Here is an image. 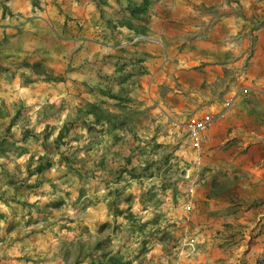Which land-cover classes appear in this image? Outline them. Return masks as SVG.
Returning <instances> with one entry per match:
<instances>
[{
  "label": "crops",
  "instance_id": "crops-1",
  "mask_svg": "<svg viewBox=\"0 0 264 264\" xmlns=\"http://www.w3.org/2000/svg\"><path fill=\"white\" fill-rule=\"evenodd\" d=\"M0 2L6 5L5 13L7 15L11 11L7 5H22L24 0H0ZM75 2L80 6L81 14L75 23L65 25L64 35H60L55 25L49 23L35 38L19 33L11 36L5 35L4 39L0 41V66L10 69L5 74H0V98L4 105L8 101H12L14 107L13 113L2 109V114L10 116L8 124L9 126L11 123L13 124L12 130L15 133L11 139L12 150L0 156L3 158V161H0V184L7 183L10 188L14 189L15 194L9 196L7 192H0V200L20 206L12 207L10 213H0V220L7 221L4 231L12 232L20 226L21 221H25V216H27L25 227L32 228V231L28 233L27 237H21V241L29 237L46 235L49 228H55L54 218L67 203L64 196H56L55 199L43 203L37 201L35 204H30L27 199H19L22 196L39 193L44 185L38 189L28 190L21 186L25 178H21L8 168V164L13 162L14 158L29 152L33 153L31 158H34V163H37L36 154L42 149L41 142L36 141L32 136L42 133H38L35 126H29L32 125L33 118H36L37 125L46 123V128L53 132L57 127L60 113L69 106L70 101L67 99L59 106L49 103L47 98L41 103L45 87L62 86L68 83V78L65 75L58 74V72L64 71L63 63L57 61L55 65L57 69L52 71H48L46 68V64L53 61L55 52L62 48L73 64H80L79 70L85 72L88 77L83 86L75 89V96L80 99L82 106L76 108L71 119L63 125V127L68 126L75 131L78 135L76 140L82 138L81 127H86L89 134V143L70 154L76 160L74 165L76 173H74L82 182V186L78 189V198L73 202L72 207L81 213L85 212L89 206H93L99 217L105 211L102 207L104 199L107 196L113 197L106 206L109 213L128 212L136 220L128 229V239L132 238L136 230L140 231L139 228L146 237L139 249V255L134 257L140 260V264H146V257L140 259V255L142 254L141 257H143L149 251L147 243L154 242L157 237L163 239L160 236L162 229L156 225L166 219V212L162 210L166 203L171 205L170 211H173L177 217L185 213L193 214V220L197 222L196 226L200 227L209 247L204 253H201L198 264H264V140L244 138L243 148L238 154L231 150L233 145H239L242 140L239 136H231L237 125L245 132H249L250 135L253 132L256 136L260 135L254 128L253 122L247 119L250 115L247 111L241 114L233 107L231 114L227 115L226 119L209 129L207 133L209 143L205 147V152L213 160L218 159L225 165L217 169L215 174L204 179V172H211V168H205L195 185H185V190H174L172 186L169 188L164 183L159 186L153 184L151 187H159V190L149 188L147 192L141 194L144 206L153 205L154 207V217L145 225H139V220L142 217L137 219V216L131 213L130 207H121V205H131L137 198L136 192L129 191L133 187V181H137L143 186L146 179L150 180L158 175H163L164 169L170 165L169 161L168 163L163 161L161 167L156 168L155 171L150 169L147 172L144 171V168L154 161L148 163L144 168L134 165V161L142 159L147 154V148L140 144L133 145L127 139L129 133H132L135 140H139L140 137L136 135L138 127L147 128V122L155 124L161 114L167 116L171 111L176 114L183 113V121L190 115L201 117L204 113L216 114L221 109L220 105L229 97L244 90L243 87L236 90L238 81L237 76L233 74L235 71H243L241 83L250 89L249 94L240 96L241 98L237 99L235 105L247 106L251 103L258 104L264 100V96H262L264 95V8L253 4L250 10L246 9L242 0H184L183 5L179 8H173L170 5L165 7L162 0H150L148 11L141 15V18L146 22V36L140 37L137 31L135 35L115 32L113 20L124 18L122 22H127L128 8L124 7V0H115V4L110 3L109 0H94L100 13V20L94 21L92 27L103 28L105 25L111 27L113 29L111 39L115 43L105 45V48L111 47L117 52L115 55L103 56L98 52L95 58L87 59L83 57L81 50L89 42V37L96 33H92L85 27L87 20L84 23L80 21L91 16L93 0H75ZM133 3L138 4L140 0H130L129 7L134 8ZM186 6L197 9L200 15H188L185 10ZM162 7L165 8L167 16L175 15L176 17L171 21L173 25L171 28L162 29L159 24L148 21L150 13L160 10ZM68 19L72 21L73 18L70 16ZM241 20L244 21L243 30L239 31L238 36L229 37V29L239 30ZM138 23L137 21L136 26ZM0 27L12 26L0 25ZM160 31L169 33L168 40L157 39V33ZM34 39L37 41L36 43H34ZM81 40L84 41L83 44L80 43ZM169 40L172 46L171 51H169ZM157 41H161L163 45L162 55L156 47L159 44ZM232 41L245 53L241 63L236 65V69L229 67L231 64L230 53L225 52L218 55L216 52L220 44ZM95 43H99V41H95ZM25 49L29 50L30 54L22 61L17 62L18 58L15 54ZM114 61L116 62V71L120 74L119 80L128 76L126 83L122 84L125 88H121V91L124 89L127 94L129 92L136 93L132 97L128 95L134 104L128 108V111H134L140 115L139 121L130 123L127 127L112 130L108 125L97 127L95 123H90L87 119L89 115H86L85 105L99 101L90 95L94 92L91 85L97 78L107 79L112 87L115 86L116 78L107 76V73L113 68ZM37 63H41L47 72L60 80L49 81L45 77L40 80L35 78L36 75H28L19 71L24 66L23 64L32 66ZM75 70L71 66L68 68V71ZM18 76L20 88H27V91L9 87L17 81ZM227 76L231 79L226 87L221 88V78ZM29 85L33 87L28 88ZM145 103L148 108L141 112L140 108ZM48 104L56 107L52 109ZM173 122L171 117L167 121L168 124ZM89 128L92 129L89 131ZM165 131H168V134ZM153 132L152 140L155 141L161 134L162 138L169 137L173 131L161 124L156 125ZM25 136L27 139L23 140ZM105 136L112 138V144L106 147L103 154L98 158L91 155L83 159L79 158L80 151L92 153L97 145L104 143L102 138ZM67 140L64 139V141ZM48 143L50 142L48 141ZM71 143L72 141L62 147ZM162 145V143H153L152 152H157ZM118 146L121 150L113 151ZM16 147H19L18 150ZM124 151L127 152L126 155ZM65 153L68 154V152ZM53 160L52 169L60 164V160L58 161L56 156L53 157ZM90 162L91 168L89 167ZM165 164H167L166 167ZM18 168L19 166H17V170ZM52 169L43 174L45 182ZM131 169L136 170V173L133 174L139 178H132L131 173L124 172V170ZM88 184L94 188L90 190L83 186ZM97 184H102L103 187L109 189L103 199L95 196V193L100 191V189H95ZM114 184L120 186L113 188ZM123 186L126 188L122 189ZM98 188L100 187L98 186ZM124 190L125 194L122 195ZM190 190H192L191 193ZM89 191L93 193L92 196H88ZM161 193L164 194L163 197H161ZM65 195L72 197L73 193L66 192ZM114 196H116V200ZM120 196L124 198V202ZM188 205L191 206L190 212L186 211ZM22 209H28V211L22 215ZM63 218V216L60 217L61 220ZM184 218L188 220L186 215ZM67 219H69L68 223L62 224L60 230L67 229L68 232H72L70 227L74 221L68 217ZM193 220H188V223H193ZM95 222L99 226L98 232H103L105 224H108L106 228L111 227L108 221L101 223L97 219ZM41 224L46 227H33ZM149 224L153 228L143 232V229L148 228ZM84 235L91 237L90 228L86 224L82 225L79 233L81 253L86 242L82 239ZM4 238L0 237V240ZM73 243L71 238L62 239L58 251L53 254L51 260L56 264H70V257H73V253H71ZM99 243H102L101 248L89 253L90 257H93L92 254L100 258L106 252L118 253L123 257V261H129L132 264L130 260L125 259L128 253L123 252V246L120 249H113L111 237L100 240L97 244ZM199 247L201 246L197 245V248ZM0 259L7 260L9 257L5 255ZM26 259L31 258L27 257ZM48 262L49 258L45 257L43 264H48ZM37 264H41V262H37ZM75 264H82L79 256H77Z\"/></svg>",
  "mask_w": 264,
  "mask_h": 264
},
{
  "label": "clouds",
  "instance_id": "clouds-1",
  "mask_svg": "<svg viewBox=\"0 0 264 264\" xmlns=\"http://www.w3.org/2000/svg\"><path fill=\"white\" fill-rule=\"evenodd\" d=\"M109 2L115 4V0H109ZM129 3L130 0H124V7L128 8L127 22H122L124 18L113 20L116 33L135 35L137 17L148 11V7H150L144 4V0H140V3L138 4L133 3L132 6H139L142 9L141 12L133 16L129 10ZM162 3L165 5V7L170 5L173 8H179L183 5L184 0H162ZM242 3H244L245 8L249 10L253 4H257L258 7L264 8V0H242ZM5 7L6 5L3 2H0V25H11L12 27H0V41L4 39L5 35L11 36L19 33H24L35 38L41 34L42 29L49 23L55 25L57 32L60 35H64L65 25L75 23L76 19L81 14L80 6L75 2V0H24L22 5H7V7L11 9L7 15L5 13ZM185 10L188 15H200V12L197 9L186 6ZM70 16L73 18L72 21H69L68 19ZM174 19H176L175 15L167 16L164 7L158 11H152L148 16L149 22L159 24L162 29L166 27L171 28L173 26L171 21ZM85 20H87L85 27L88 28L92 33H96V35L90 36L89 42L81 50L83 57L92 59L96 57L98 52L101 54V56L108 54L115 55L117 52L116 49L111 47L105 48V45L115 43V41L111 39L113 36V29L107 25H105L103 28L92 27L94 21L100 20V13L95 6L94 0L91 6V16L85 17V19L81 20L80 22L84 23ZM101 23L103 22L101 21ZM243 23L244 21L241 20L239 30H232L230 28L228 36L233 38L238 36L239 31L243 30ZM168 37V32L160 31L157 33L158 40L165 41L168 40ZM95 41H99V43H95ZM36 42L37 41L34 39V43ZM80 43L83 44L84 41L81 40ZM169 44V51H171L172 46L170 40ZM156 47L159 49V53L162 55L164 51L163 45L158 44ZM216 52L218 55L225 52L230 53L231 64L229 67L233 69H236V65L241 63V60L245 55L244 51L238 47L234 41L220 44L217 47ZM29 54V50L27 49L17 52L15 54L18 58L17 62L22 61ZM57 61L64 64V71L62 73L58 72V74L65 75L68 78V83L62 86L54 85L45 87V90L42 93L41 103H43L45 98L48 99L49 103H55L57 106H59L65 99L69 100L70 103L68 108L60 113V118L57 121V127L49 138L50 143L57 140L63 125L71 119L74 110L82 106L80 99L75 96V89L77 87L83 86L85 81L88 79L86 73L79 70L80 64H73L72 60L62 48L55 52L53 61L46 64L47 70L52 71L53 69H57L55 67ZM70 66L76 70L68 71ZM19 71L34 76V73L28 68H20ZM233 74L237 76L238 81V87L236 90H239V87H243L244 89V93L241 96L243 97L245 94L250 92V89L241 83L243 71H235ZM119 75L120 74L116 71V62L114 61L113 68L107 73V76L116 78L115 86L112 87L107 79L100 80L97 78L95 83L91 85V87L94 89V92L90 93V95H93L98 100H102L104 99L102 92L109 91L110 88L114 93L119 94L121 92V88H125V86L120 83ZM35 78L40 80L44 79L43 76ZM230 79L231 77L228 76L222 77V83L220 87H226ZM9 87L17 88L20 91L28 90L27 88H20L19 76L17 81ZM31 87L33 86H28V88ZM128 95L132 97L136 95V93L129 92ZM108 101L111 104L117 105V102L111 99ZM226 106L227 105L224 104L220 105L221 108ZM233 107H235L238 112H241V114L244 111L250 113L247 119L253 122L254 128L260 133L259 136H256L254 132L250 135L249 132H245L244 129L237 125L235 130L231 133V136H239L242 138V140L239 145H233L231 150L238 154L243 148L244 138L264 140V100H261L258 104L251 103L247 106L234 105ZM146 108H148L147 103H145L140 108V111L143 112ZM231 112L232 109L226 115H230ZM170 117L174 121L172 124L167 123ZM87 119L90 123H95L96 117L95 115H89ZM183 120V113L176 114L174 111H171L168 112L167 116L161 114V116L156 119L155 124L147 122V128L138 127L136 135L140 137L139 140H135L132 133H129L127 139L133 145L140 144L146 146L147 148V154L142 159L134 161V165H139L141 168H144L148 163L154 161L155 163L153 164L152 171H155L156 168L161 167L163 164V158L171 153L172 156L169 163L172 166V172L169 173V179L178 184L185 185H195L196 180L201 178L202 170L205 168H211V172H204V179H208L210 175L215 174L217 169L225 166L218 159L213 160L203 148L189 149L183 158H176L175 146H170V142L173 139L179 140V133L177 130L179 128V123H182ZM161 124H164L172 131H176L177 135L175 137L170 135L167 138H162L161 134V136H158L157 139L153 141V129L156 125ZM29 126H35V130L38 133H43L46 128V123L37 125L36 118L34 117L32 125ZM96 126L106 127L107 120L103 121V125ZM80 134L82 137L80 140H73L70 145L62 147L61 151L68 152L70 155L71 152L75 151L77 148H83L85 144H88L89 134L86 131V127H81ZM102 139L104 140V143L97 145L92 153L80 151L78 154L79 158L83 159L88 155L98 158L99 155L103 154L106 147L111 146L112 138L110 136H105ZM197 139H200V137H197ZM153 143H162L164 144V147L153 153ZM118 150H121L119 146L116 149H113V151ZM124 154L126 155L127 152L124 151ZM32 155L33 153L29 152L14 158V161L8 164L9 170L16 172V174L21 178H26L28 176V163L31 160ZM42 155H45V152L43 149H40L38 154H36L37 162ZM56 159L58 161L61 159L59 154L56 156ZM0 161H3V158H0ZM121 162L123 163V160H121ZM17 166H19L18 170ZM166 166L167 165H165V167ZM31 167L35 169L37 167V163H32ZM77 167H79V165H77ZM89 167H92L91 162ZM37 180V176H32L28 183H34ZM164 181L165 177L163 175H158L150 180L146 179L143 186H141L137 181L132 182L133 187L129 189V191L136 192L137 198L131 205H121V207H130L131 213L134 216L142 217V219L139 220V225H145L154 217L153 205L145 207L141 199V194L147 192L153 184L159 186L163 184ZM81 186V181L74 172L70 171L69 168L64 164H57V166L52 169L48 180L45 182L44 187L39 190V193H33L28 196L19 197V199L22 200L27 199L30 204H35L37 201L43 203L45 201L55 199L56 196H64V199L67 201V203L54 218L56 222L55 228H49L46 235L29 237L23 241H21L20 238L27 237L28 233L32 231V228L25 227V221L28 218L27 216H25V221H21L20 226L10 233H6L4 231L7 226V221L0 220V237H5L4 239L0 240V257L5 255L9 257L7 260L0 259V264H37V262H41V264H43L45 257L49 258L48 264H56L55 261L51 260V257L55 252L58 251L61 241L64 238H71L75 244L73 248V257L70 261V264H75L77 256H79L82 264H91L92 257L89 256V253L94 251V247L98 241L105 240L108 237L112 238L113 249H120L121 246H123V252L128 253V255L125 256L126 260H130L132 264H140V260L135 259L134 257L139 255V249L143 245L146 237L142 234V231L136 230L132 235V238L128 239V229L132 226V221L128 219V212H125L120 216H116L114 213H109L106 206L110 203L113 197L107 196V198L104 199V204L102 205V207L105 209L102 216L98 217L96 215V209L93 206H89L85 212L78 213L77 210L72 207V205L73 202L78 198V189ZM83 186L91 188V184ZM119 186L120 185L115 184L112 185L113 188ZM108 191L109 189L101 186L100 191L95 193V196L101 197L103 199L106 197ZM0 192H7L9 196L15 194L14 189L10 188L7 183L0 184ZM66 192H72V197L66 196ZM92 195L93 193L89 191L88 196ZM163 195L164 194L161 193V197H163ZM85 199H87V197H85ZM12 207L20 206L11 204V202L5 203L3 200H0V213H10ZM170 208L171 205L169 203H166L163 206L162 210L166 212V219L162 220L158 225H156V227L162 229L160 236H163L164 238L160 239L157 237L154 242L147 243V248L149 251L145 253V256L140 257V259H145L146 257V264H190V262H192V264H198V258L201 256V253H204L207 250L209 245L206 243L200 227L196 226L197 222L193 220V214L185 213L180 217H177L173 211H170ZM27 211L28 209H22L21 214L23 215ZM61 215H64L65 217H71L72 221H74V224L70 227L73 230L72 232H68L67 229H64L63 231L60 230L62 224L68 223L67 219H60ZM185 215L188 217V220H193V223H188V220L184 218ZM97 219H99L101 223L104 221L110 222L111 227L105 228L103 232H98L99 226L95 222ZM84 224L89 226L91 237L89 238L88 235H84L82 237V239L87 243L83 249V252L81 253L79 244L81 237L79 236V233L82 225ZM33 227L45 228L46 225L41 224L35 225ZM152 228L153 226L149 224L148 228L143 229V232H147ZM56 233H59V235H56ZM165 233L168 235L165 236ZM197 245H200L201 247L197 248ZM27 257H30L31 259H26Z\"/></svg>",
  "mask_w": 264,
  "mask_h": 264
},
{
  "label": "trees",
  "instance_id": "trees-1",
  "mask_svg": "<svg viewBox=\"0 0 264 264\" xmlns=\"http://www.w3.org/2000/svg\"><path fill=\"white\" fill-rule=\"evenodd\" d=\"M144 4L146 6H149L150 0H144ZM129 10L131 11L133 16L137 15L139 12L142 11L140 7H134V8L129 7ZM141 15L137 17V21L139 23L136 26V31L140 35V37L146 36V26H145L146 22L143 18H141ZM23 65L24 66L21 68L30 69L34 73V75H36L37 77L43 76L49 81L60 80V78L54 77L51 75V73L47 72V70L41 63H37L32 66H28L29 64H23ZM0 71L2 73H5L9 71V69L0 66ZM27 79L29 80L28 77ZM127 80H128V76L127 77L125 76L121 79L120 83L125 84ZM124 91L125 90L123 89L119 94L114 93L111 90V88L109 89V91H103L102 96L104 97V99L99 100L98 102H95V103H87L85 105L86 115L87 116L95 115L96 125L103 124V121L107 120V125L112 130L116 128L127 127L130 123L139 121V118H138L140 115L139 113H135L134 111H128V108L134 104H132L133 100L130 99L128 94L125 93ZM116 95H119V96H116ZM109 99L117 102V105L109 103L108 101ZM91 129L92 128H89V131ZM51 135H52V132L49 131L48 128H46L42 134L32 136V138L36 139V141L38 140L39 142H41L40 145H41V148L44 150L45 155L40 156V159L37 162V167L35 169L31 167L32 163H34L35 161L34 158H31L30 160V163L28 166V176L25 179H23V183L21 184L22 187L28 190L31 188L38 189L44 185L45 179H44L43 174L49 172L52 169L54 165L53 157L57 156L58 154L61 157L60 164H64L65 166L69 168L70 171L76 173V170L74 168L76 160L73 158L72 155H68L65 152H62L61 148L62 146L69 144L71 141L76 140L78 135L75 133V131L72 130V128L68 126H64L57 140L55 142H52V144H50L48 143V141ZM67 137H68V140L64 141V139ZM26 139L27 137L25 136L23 140H26ZM6 144H7V138H4L3 140H1L0 138V151L2 154H5L6 152L11 151L7 149ZM18 148L19 147H16V150H18ZM163 161H165V163H168L169 159L167 157H164ZM154 163L155 162L147 165L146 168H144V171L147 172L150 169H152ZM124 172H127L129 174L131 173L130 175L132 178H139V176L137 177V175L133 174L134 172L136 173L135 169H131L129 171L124 170ZM32 176H37L38 180L34 183H28V181L31 179ZM123 213L124 212H121V211L115 212V214L119 216L123 215ZM132 217L133 216L129 213L128 215L129 220L132 221L133 223L136 222L135 218H132ZM107 225L108 224H105L103 226V229L106 228ZM139 230L141 231V228H139ZM101 245L102 243L97 244L94 250L100 249ZM92 256L93 257L91 259V264H130L129 261H123V257L119 255L118 253L112 254L111 252H106V253H103L102 256H100V258L98 256L95 257V254H92Z\"/></svg>",
  "mask_w": 264,
  "mask_h": 264
},
{
  "label": "rangeland",
  "instance_id": "rangeland-1",
  "mask_svg": "<svg viewBox=\"0 0 264 264\" xmlns=\"http://www.w3.org/2000/svg\"><path fill=\"white\" fill-rule=\"evenodd\" d=\"M159 44H162L161 43V41H157ZM156 42V43H157ZM10 70V69H9ZM6 73V72H5ZM5 73H2L1 71H0V74H5ZM2 99L0 98V138H1V140H3L4 138H7V144H6V146H7V149L8 150H12V146H11V144H12V142H11V139L13 138V134H15L14 132H13V130H12V127H13V124L11 123V125L9 126V122H10V116H6V115H3L2 114V109H6V110H8V111H10V112H12L13 113V111H14V107L12 106L13 105V102L12 101H8L5 105H4V103L1 101ZM48 105H51V104H48ZM54 107H56V106H53L52 107V105H51V107L50 108H54ZM197 118H200V117H195L194 115H190V116H188L187 118H186V120L185 121H183L182 123H185V122H187V121H189V120H194V119H197ZM12 122V121H11ZM181 124V123H180ZM9 126V127H8ZM10 129V130H9ZM178 131V133H179V140H176V139H173L171 142H170V146H172V145H174L175 146V149H176V158L177 159H180V158H183V156L184 155H186L187 154V151L189 150V149H191V147H190V145H189V141H188V138H187V135H186V133H185V131H183V130H181V129H179V130H177ZM163 132V131H162ZM164 133V132H163ZM165 133L166 134H168V131H165ZM170 135V134H169ZM177 135V132H175V131H173L172 133H171V136L172 137H175ZM5 142V141H4ZM162 147H164V144L161 146V148ZM160 148V149H161ZM4 154H2L1 153V151H0V156H3ZM171 156H172V154L171 153H169L168 155H166L165 157H167L168 159H169V161H170V159H171ZM165 165H167V164H165ZM172 172V166H171V164L170 165H168L165 169H164V171H163V176L165 177V181H164V184L165 185H167L169 188H171L170 186H172V188L175 190H185V184H178V183H176V182H173V181H171L170 179H169V173H171ZM88 178V177H87ZM82 183V182H81ZM97 186V187H96ZM95 186V189L96 190H99L100 188H101V186H102V184L101 185H96ZM98 186L100 187V188H98ZM94 187H92L91 186V188H89L90 190H92ZM126 188V186H123L122 187V189H125ZM159 190V187H151V190ZM114 190V189H113ZM125 194V190H124V192H123V194L122 195H124ZM117 196H119V195H117ZM116 196H114V199L116 200V198H115ZM121 198L120 199H122L123 201L122 202H124V198L122 197V196H120ZM89 198H92V197H89ZM90 200V199H89ZM74 209H75V207H74ZM186 211H187V209H186ZM188 212V211H187ZM61 216H63L64 218H63V220L64 219H67V217H65L64 215H61ZM68 218H71V217H68ZM139 217H137V219H138ZM72 219V218H71ZM68 221H69V219H67ZM165 236H167L166 234H164ZM90 238V237H89ZM162 238H164L163 236H162ZM86 243L87 242H85V245H86ZM74 246H75V244L73 243V245L71 246L72 247V252L71 253H73V248H74ZM142 256V254L140 255V257ZM72 258V256L70 257V260H72L71 259Z\"/></svg>",
  "mask_w": 264,
  "mask_h": 264
},
{
  "label": "built area",
  "instance_id": "built-area-1",
  "mask_svg": "<svg viewBox=\"0 0 264 264\" xmlns=\"http://www.w3.org/2000/svg\"><path fill=\"white\" fill-rule=\"evenodd\" d=\"M244 90L237 93L233 97L228 98L223 104L227 105L226 107L221 108L216 114L213 113H204L200 118L189 120L185 123H179V128L186 132L189 145L191 149L193 148H203L209 143V136L207 135L209 129H211L216 123L226 119L227 113L233 108L236 104L237 99L242 96ZM249 94V93H247ZM246 95V94H245ZM207 117V120H206ZM200 137V139H197ZM195 142V143H193ZM192 190H190V193ZM187 211H191V206H187Z\"/></svg>",
  "mask_w": 264,
  "mask_h": 264
}]
</instances>
